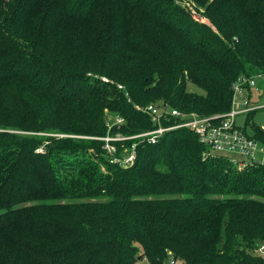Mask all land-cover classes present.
Returning a JSON list of instances; mask_svg holds the SVG:
<instances>
[{
  "label": "trees",
  "instance_id": "obj_1",
  "mask_svg": "<svg viewBox=\"0 0 264 264\" xmlns=\"http://www.w3.org/2000/svg\"><path fill=\"white\" fill-rule=\"evenodd\" d=\"M261 73L264 0H0V264H264V164L188 128L105 140L155 127L138 105L226 113Z\"/></svg>",
  "mask_w": 264,
  "mask_h": 264
},
{
  "label": "built area",
  "instance_id": "obj_2",
  "mask_svg": "<svg viewBox=\"0 0 264 264\" xmlns=\"http://www.w3.org/2000/svg\"><path fill=\"white\" fill-rule=\"evenodd\" d=\"M259 81H264V73L253 77L241 76L234 84V99L232 109L221 115H201L197 113H186L182 110L171 108L164 103H151L146 106H137L138 109L147 113L155 127L152 130L129 136L112 138L105 137L107 141L106 148L112 153L116 150L110 141L123 140L127 138H142L151 143H156L166 132L188 128L195 132L200 141L207 147L204 157L223 156L231 159L239 165L240 168L248 164H264V143L253 137L237 124L239 115L248 114L251 111L264 108V104L252 103L250 98L238 100L237 95L242 90H258ZM121 87V86H120ZM117 123H122L123 119L118 117ZM136 158L135 146L132 152L123 160L125 165H131ZM119 162L118 159H115ZM258 252L264 255V243H262ZM171 264H175L171 261Z\"/></svg>",
  "mask_w": 264,
  "mask_h": 264
},
{
  "label": "rangeland",
  "instance_id": "obj_3",
  "mask_svg": "<svg viewBox=\"0 0 264 264\" xmlns=\"http://www.w3.org/2000/svg\"><path fill=\"white\" fill-rule=\"evenodd\" d=\"M197 14V17L200 18L201 15H199V13L195 12ZM203 21H206L208 22V20L206 18H202ZM188 89L190 91H197V92H203V90L201 88H199L197 85L189 82L188 83ZM252 103L254 104H257V103H262L264 104V81H259L258 83V90L256 88L253 87L252 89ZM248 89H245V90H242L240 93H238L237 95V98L238 100H241L245 97H248ZM159 103V102H157ZM110 120L112 122H115L117 120V116H114L113 115H110L109 116ZM249 121V122H248ZM237 124L239 126H242V127H247V130H248V133L250 135H253V127H252V124L253 125H256V126H259L261 127L262 129H264V108L262 109H258L256 110L255 112H253L251 115L249 114H242V115H239L238 116V119H237ZM112 138H120V137H123V135L121 133H118L116 134L115 136H110ZM116 151V150H115ZM114 151V152H115ZM112 152V153H114ZM126 152L127 150H125V158L127 157L126 155ZM146 262H148L147 260H141L139 261V264H147ZM175 264H185L182 260H177L175 262Z\"/></svg>",
  "mask_w": 264,
  "mask_h": 264
},
{
  "label": "crops",
  "instance_id": "obj_4",
  "mask_svg": "<svg viewBox=\"0 0 264 264\" xmlns=\"http://www.w3.org/2000/svg\"><path fill=\"white\" fill-rule=\"evenodd\" d=\"M252 89L251 90H248V92H249V94H248V97H245V98H243V99H246V98H250V99H252V95H251V93H252ZM242 100V99H241ZM143 260H146L145 258L143 259ZM147 264H149V262H146Z\"/></svg>",
  "mask_w": 264,
  "mask_h": 264
},
{
  "label": "water",
  "instance_id": "obj_5",
  "mask_svg": "<svg viewBox=\"0 0 264 264\" xmlns=\"http://www.w3.org/2000/svg\"><path fill=\"white\" fill-rule=\"evenodd\" d=\"M141 259V258H140Z\"/></svg>",
  "mask_w": 264,
  "mask_h": 264
}]
</instances>
